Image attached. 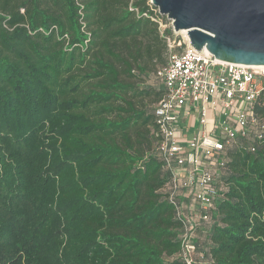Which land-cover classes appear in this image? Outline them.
<instances>
[{
    "label": "trees",
    "instance_id": "16d2710c",
    "mask_svg": "<svg viewBox=\"0 0 264 264\" xmlns=\"http://www.w3.org/2000/svg\"><path fill=\"white\" fill-rule=\"evenodd\" d=\"M146 10L147 0H0V264H184L143 105L163 85L135 82L166 62ZM249 144L225 150L193 264H264V144Z\"/></svg>",
    "mask_w": 264,
    "mask_h": 264
},
{
    "label": "built area",
    "instance_id": "2783aa9c",
    "mask_svg": "<svg viewBox=\"0 0 264 264\" xmlns=\"http://www.w3.org/2000/svg\"><path fill=\"white\" fill-rule=\"evenodd\" d=\"M129 9L139 15L137 8L129 5ZM140 14L163 28L166 62L154 73L164 89L153 106L157 155L168 175L162 190L181 227L179 255L184 264H193V239L202 227L211 225L221 197L225 150L240 138L251 143L250 151H255L256 142L264 144V116L257 110L264 109V68L219 61L191 47L184 37L176 40L178 32L171 21L150 0ZM166 26L170 34L164 32ZM184 106L190 108L184 111ZM209 111L217 114L211 127ZM191 112L197 114L202 129L188 138L181 121Z\"/></svg>",
    "mask_w": 264,
    "mask_h": 264
},
{
    "label": "water",
    "instance_id": "95a60500",
    "mask_svg": "<svg viewBox=\"0 0 264 264\" xmlns=\"http://www.w3.org/2000/svg\"><path fill=\"white\" fill-rule=\"evenodd\" d=\"M191 47L223 62L264 65V0H150Z\"/></svg>",
    "mask_w": 264,
    "mask_h": 264
},
{
    "label": "rangeland",
    "instance_id": "374dc122",
    "mask_svg": "<svg viewBox=\"0 0 264 264\" xmlns=\"http://www.w3.org/2000/svg\"><path fill=\"white\" fill-rule=\"evenodd\" d=\"M160 17V16H159ZM161 23L162 25H166L168 22L167 20L162 17L161 18ZM158 24V28L160 27L159 23ZM168 28V26H166V29ZM160 29H163V28H159V32H160ZM175 37V35H173ZM183 34H181L180 32H178L177 36H176V40L179 38V39H183ZM153 65H151V63H149V69L145 72V73H141L142 76H140L139 78H135V82H136V85H137V89L139 90H145V89H161L162 85H161V82L159 79H157L155 77V70L159 67H161L163 64L159 63V62H155L153 61ZM153 99V95H149L147 97H144L143 98V102H144V108L146 111H149L152 107H153V104L155 102H151V100Z\"/></svg>",
    "mask_w": 264,
    "mask_h": 264
},
{
    "label": "crops",
    "instance_id": "0c3cea01",
    "mask_svg": "<svg viewBox=\"0 0 264 264\" xmlns=\"http://www.w3.org/2000/svg\"><path fill=\"white\" fill-rule=\"evenodd\" d=\"M190 108V106H184L183 110H187ZM217 117V114L215 112L209 111L208 113V127L212 126V123L215 121ZM182 133L185 137H190L193 133H196L198 131H201L202 127L197 121V114L194 112H191V114L187 117L184 118L182 121Z\"/></svg>",
    "mask_w": 264,
    "mask_h": 264
},
{
    "label": "bare ground",
    "instance_id": "6f19581e",
    "mask_svg": "<svg viewBox=\"0 0 264 264\" xmlns=\"http://www.w3.org/2000/svg\"><path fill=\"white\" fill-rule=\"evenodd\" d=\"M181 34H183L185 40H188L187 36H186V31H180ZM256 67H261V68H264V65H260V66H256Z\"/></svg>",
    "mask_w": 264,
    "mask_h": 264
}]
</instances>
